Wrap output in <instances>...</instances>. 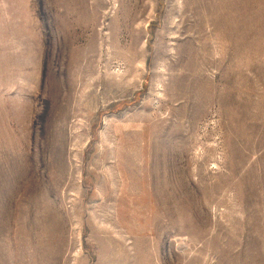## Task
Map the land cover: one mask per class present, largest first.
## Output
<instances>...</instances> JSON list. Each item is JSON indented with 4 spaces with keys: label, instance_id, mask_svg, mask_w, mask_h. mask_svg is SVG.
Returning <instances> with one entry per match:
<instances>
[{
    "label": "rangeland",
    "instance_id": "1",
    "mask_svg": "<svg viewBox=\"0 0 264 264\" xmlns=\"http://www.w3.org/2000/svg\"><path fill=\"white\" fill-rule=\"evenodd\" d=\"M0 264H264V0H0Z\"/></svg>",
    "mask_w": 264,
    "mask_h": 264
}]
</instances>
